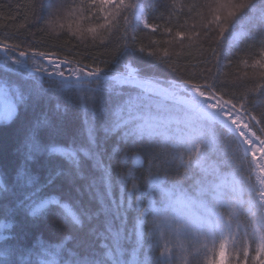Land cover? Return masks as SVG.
Here are the masks:
<instances>
[{
	"label": "snow or ice",
	"instance_id": "1",
	"mask_svg": "<svg viewBox=\"0 0 264 264\" xmlns=\"http://www.w3.org/2000/svg\"><path fill=\"white\" fill-rule=\"evenodd\" d=\"M30 7L42 33L115 55L0 40V122L40 110L0 181V264H264V0Z\"/></svg>",
	"mask_w": 264,
	"mask_h": 264
},
{
	"label": "trees",
	"instance_id": "2",
	"mask_svg": "<svg viewBox=\"0 0 264 264\" xmlns=\"http://www.w3.org/2000/svg\"><path fill=\"white\" fill-rule=\"evenodd\" d=\"M45 2V0H36L39 4ZM53 4L59 2V0H52ZM31 0H0V40L8 39L10 43H21L22 47L31 46L39 48L42 51L56 50L59 46L63 49L62 55H67L72 52L73 55H78V58L84 60L85 63H92V60L87 58V53L91 52L93 57L97 58L99 66L104 67L105 64L100 61H107L108 67H113L111 61L115 53L109 49L105 51L103 45H97L85 49L75 38H69L65 32H61L59 38L53 35H46L40 31L44 27L43 24L37 23V17L41 14L39 7L32 9L30 7ZM167 3V0H159V4L163 5ZM161 10L163 8L161 7ZM49 11H55V8L49 9ZM182 22V21H181ZM192 21H189L191 23ZM227 33L225 34V41L222 42L221 46V61L224 65H227V61L223 59L224 44L227 41ZM147 43V40H145ZM251 44L252 41L247 42ZM245 45H241V51L233 56L235 61L238 56H243V49ZM2 57V56H0ZM151 59V58H148ZM46 64V62H44ZM182 71L190 72L192 70L190 61L181 58L179 61ZM157 75L162 79H171L175 76V73L171 72V69L166 68L163 65H158L154 70ZM198 71V69H197ZM222 71H228L230 74L242 73L245 71L242 67L240 68H223ZM248 71H251L248 69ZM47 87V84H45ZM55 98L52 99L51 103H46L44 107L45 112L51 113L54 105ZM40 115V110L36 109L33 111L29 109L26 113L21 112L19 119L13 122H7V124L0 123V178L4 180L6 177L14 179L15 169L17 165L22 162V157L17 151L19 145L24 139L27 122L33 120L35 117ZM67 126L69 134L77 132L83 124V116L75 109L69 110L65 115L61 117ZM145 166L147 161H144ZM129 167L132 166V161H129ZM56 221L55 215L51 216L48 223L51 224ZM39 235V233H38Z\"/></svg>",
	"mask_w": 264,
	"mask_h": 264
},
{
	"label": "rangeland",
	"instance_id": "3",
	"mask_svg": "<svg viewBox=\"0 0 264 264\" xmlns=\"http://www.w3.org/2000/svg\"><path fill=\"white\" fill-rule=\"evenodd\" d=\"M0 56H3V53L2 52H0ZM0 123L7 124V123H4V122H0ZM0 181H2L1 178H0Z\"/></svg>",
	"mask_w": 264,
	"mask_h": 264
}]
</instances>
